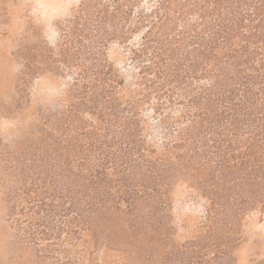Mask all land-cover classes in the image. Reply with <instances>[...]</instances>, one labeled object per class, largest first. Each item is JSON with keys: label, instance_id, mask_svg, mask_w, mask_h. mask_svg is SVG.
<instances>
[{"label": "trees", "instance_id": "trees-1", "mask_svg": "<svg viewBox=\"0 0 264 264\" xmlns=\"http://www.w3.org/2000/svg\"><path fill=\"white\" fill-rule=\"evenodd\" d=\"M135 1L88 0L62 25L53 62L73 69L72 103L55 123L64 140L20 157L5 190L7 202L19 200L9 212L25 203L37 221L55 218L59 231L96 243L117 224L166 248L171 191L195 180L194 193L209 201L205 218L217 224L195 247L221 248V220L264 208V0H158L136 11L127 31L151 19L129 49L141 67L125 92L105 46L117 35L109 22L127 20ZM144 101L160 144L141 123Z\"/></svg>", "mask_w": 264, "mask_h": 264}, {"label": "rangeland", "instance_id": "rangeland-1", "mask_svg": "<svg viewBox=\"0 0 264 264\" xmlns=\"http://www.w3.org/2000/svg\"><path fill=\"white\" fill-rule=\"evenodd\" d=\"M157 1L136 0L127 20L117 15L109 22L108 32L117 35H109L105 55L125 78L121 91L136 83L134 72L141 64L131 61L129 49L141 41L151 18L133 31H127L129 21L135 20L136 11L156 7ZM87 2L0 0V264H264V208L250 209L239 220H221V248L195 247L208 242L217 227L205 218L209 201L194 193L195 180H178L171 191L168 226L173 235L166 248H150L145 238L134 239L117 224L98 243L90 234L70 237L58 230L55 218L37 221L25 203V212L10 214L13 200H19L7 202L5 190L16 178L20 157L35 146L46 147L51 139L64 140L55 127L70 102L73 69L54 64L53 57L63 43L62 25ZM112 20L126 25L111 26ZM140 106L144 130L160 144L153 104L144 101ZM82 117L92 119L88 113Z\"/></svg>", "mask_w": 264, "mask_h": 264}]
</instances>
